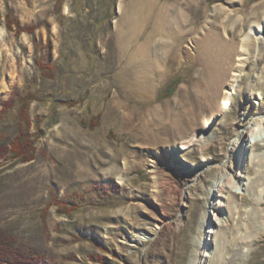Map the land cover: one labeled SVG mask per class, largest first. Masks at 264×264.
I'll list each match as a JSON object with an SVG mask.
<instances>
[{"label": "rangeland", "instance_id": "rangeland-1", "mask_svg": "<svg viewBox=\"0 0 264 264\" xmlns=\"http://www.w3.org/2000/svg\"><path fill=\"white\" fill-rule=\"evenodd\" d=\"M263 20L264 0H0L4 146L35 96L34 158H0V264H191L201 231L213 264H264V193L231 211L222 197L205 233L208 188L242 158L245 190L252 149L250 190L264 186V144L228 157L243 115L264 112ZM207 121L211 140L177 149Z\"/></svg>", "mask_w": 264, "mask_h": 264}, {"label": "bare ground", "instance_id": "bare-ground-1", "mask_svg": "<svg viewBox=\"0 0 264 264\" xmlns=\"http://www.w3.org/2000/svg\"><path fill=\"white\" fill-rule=\"evenodd\" d=\"M66 8H67V4H66ZM257 26L260 28L259 32H264V20L261 21L260 23L257 24ZM254 25L250 27L249 31L254 30ZM256 29V28H255ZM248 35V34H247ZM245 38V37H244ZM244 44H242V49L239 52V61L242 62L244 59ZM233 85H235L236 82H238V74H234L233 76ZM231 93H232V87L229 89V92L225 95V97H223L222 99V105H221V111L223 112H227L226 110L229 109L230 105H231ZM243 120H245L246 124H243L244 126H242L237 133L235 134V136H233V138L230 141V152H229V159L231 160L229 163L230 165L232 164V158L234 160V153H238L240 150V147L243 151V153H245V147L246 145L250 144L251 147L256 146L259 142L264 144V137H262V134L264 132V112H259V111H255L254 113H250V112H246L243 115ZM214 133H213V129L211 128V122L207 121L205 122L204 126L200 129V130H196L195 132H193V134L185 137L181 142H179V144L176 146L177 149H183L185 147L190 146L191 144L198 142L199 144H205L207 143L209 140H211L213 138ZM247 136V138L249 137V140H245V144L244 142H242L243 137ZM261 137V138H260ZM248 143V144H247ZM259 143V144H260ZM245 146V147H244ZM176 148H172L171 150V154L174 155L176 153ZM252 152L248 153V159H249V164L255 165V163L257 162L258 158L261 157L260 153H256L253 151V149L251 150ZM175 156V155H174ZM231 157V158H230ZM247 159V160H248ZM201 162H203L202 165L198 164L192 168L189 169V171L191 172V174L193 175V182L196 180L198 181L201 174L203 173L205 168H209L210 166H212L213 163H211L209 161V159H205L204 157L201 158ZM243 160L242 158H240L237 162V166L235 169H233L232 171H227L226 168L224 169L225 172L220 175L218 178L214 179L211 186L208 188V195L209 197H211L210 200H208L209 202V206L211 208L214 209V211L211 213L215 216L214 219H210L209 218V224L211 221V225L210 226H206V230L205 233L206 235H210V239H212V234L215 233V237L217 236L219 230H222V228H220V225L222 226L225 222L223 220H220V216L217 214L216 211H220V205H222V197L226 198V200H224V203L228 206V210L231 211V202L234 201V199H236L237 194H242L245 195L247 193H249L250 195H252L254 203L258 204V202H261V200L263 199V188L259 189V191L255 194L252 193L251 189V184H252V180L253 178L250 177L247 174V170L249 167V164H247V166H245V183H242L245 186V190H236L238 188V185H240V179L244 178L241 177V174L243 173V164H242ZM236 188V189H234ZM247 192V193H246ZM212 194V195H211ZM233 205V202H232ZM229 215V214H228ZM228 218V217H227ZM218 221V222H215ZM204 222H206V216H204L201 220V224H204ZM213 224V225H212ZM211 226L217 227L216 229H212ZM140 235L138 234H133L132 236H130V242L131 243H137L141 237H139ZM202 231H201V237L199 239H196L195 241V245L199 248L197 251L194 252V255H192V259H191V264H213V259H214V253L213 250L208 246L207 242H206V237L204 239V241L202 242ZM209 239V240H210ZM202 244V245H201ZM201 245V246H200ZM249 247L247 248V252H249ZM245 254V253H244Z\"/></svg>", "mask_w": 264, "mask_h": 264}, {"label": "trees", "instance_id": "trees-1", "mask_svg": "<svg viewBox=\"0 0 264 264\" xmlns=\"http://www.w3.org/2000/svg\"><path fill=\"white\" fill-rule=\"evenodd\" d=\"M35 99L34 95L28 94L24 95L19 99L18 109H17V128L18 132L16 136L10 140L8 146H4L3 143L0 141V158H2L5 152H10L13 158H18L21 162H27L34 158L35 153V146L33 140L31 139V135L29 134V128L31 127V120L28 116V107L29 102ZM3 109V108H2ZM0 110V113L2 111ZM2 135L0 134V140ZM9 148V149H8ZM75 209V208H71ZM69 212V210H65ZM27 260V259H26ZM23 264H36L33 263V260H27Z\"/></svg>", "mask_w": 264, "mask_h": 264}]
</instances>
